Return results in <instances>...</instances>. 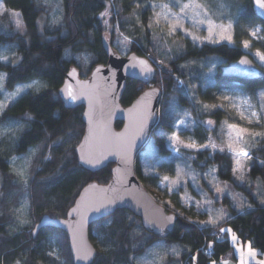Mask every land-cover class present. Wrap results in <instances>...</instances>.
Instances as JSON below:
<instances>
[{
    "label": "trees",
    "instance_id": "trees-1",
    "mask_svg": "<svg viewBox=\"0 0 264 264\" xmlns=\"http://www.w3.org/2000/svg\"><path fill=\"white\" fill-rule=\"evenodd\" d=\"M2 1L8 11L0 15V50L14 51L18 56L15 63L0 62V73L4 74L3 89L12 90L17 83L35 78L44 80L46 87L39 92L22 94L0 114V126L22 124L12 153L19 154L33 146L39 149L24 185L9 170L7 161L10 155L0 152V264H72L67 238L62 231L44 228L33 237L32 229L43 215L65 217L86 184H105L110 179L111 164L98 173H90L78 165L75 148L84 131L83 107L66 108L58 90L67 74H77L85 80L96 66L106 63L108 49L103 39L117 52L112 43L114 29L131 39L126 55L138 54L154 62H163H155L152 86L161 91L162 99L157 123L147 140L153 143L158 156L169 153L165 137L176 119L168 113L171 103L191 114L197 124L194 136L203 141L204 124L211 120L215 129L213 134L217 136L218 125L223 120L219 109L208 111L202 108L205 104H215L210 95L212 90L240 88L254 91L259 85H264L262 81H241L220 76L219 66L247 54L238 45L202 43L193 47L185 40L165 37L153 25L149 28L152 22L151 3L164 0H60L61 18L44 23L40 20L50 14L51 7L42 0ZM231 2L233 8L240 9L238 16L241 20L264 26L255 16L252 0ZM137 4L140 6L137 7ZM107 8L110 12L106 25L100 13ZM9 11L19 14L23 26L21 32L14 31ZM135 17H138V25ZM216 61L220 65L210 84L201 89L205 84L206 68ZM178 80L184 82L185 88L188 86V92L182 91ZM147 87L138 81L127 80L121 104L129 105ZM193 99L198 103H193ZM115 126L119 128L121 123L117 122ZM251 151L248 175L260 182L264 194V138ZM206 152L195 153V159H189L187 155L190 152L181 150L180 159L194 168H197L199 160L205 159L215 166L221 181L234 182L231 156L225 151L214 152L209 159ZM134 171L140 179L136 164ZM244 191L249 207L241 210L230 208V219L225 222L201 225L173 212L185 223L177 222L171 233L161 236L145 231L140 220L129 211L117 210L90 227V239L96 236L104 248L97 250L92 264H134L135 256L145 253L153 242L161 240L182 249L179 255L181 263L210 264L232 252L229 233H220L221 227L231 229L239 240H249L253 246L264 251V203H258L250 192ZM23 195H27L31 225L15 231L12 229V208ZM220 237L222 239H218ZM46 240L57 244L60 259L46 255ZM209 243L212 244L210 255L207 254Z\"/></svg>",
    "mask_w": 264,
    "mask_h": 264
},
{
    "label": "rangeland",
    "instance_id": "rangeland-1",
    "mask_svg": "<svg viewBox=\"0 0 264 264\" xmlns=\"http://www.w3.org/2000/svg\"><path fill=\"white\" fill-rule=\"evenodd\" d=\"M43 3L51 7V12L48 16H43L40 20L41 23L45 21L55 22L61 18L62 9L60 6V0H42ZM190 0H180V4L189 3ZM204 6V9L208 12L209 17L216 24H227L229 21L232 22V34L234 37V43H228L227 41L221 42H209L204 39L207 37V26L196 23L198 19L203 18V11H198L195 9L186 10L185 19L180 21L184 31L191 33L189 36H185L184 32L180 31L178 28L174 35H168L169 25L165 20L160 17L159 24L157 25L154 21L157 19V13L161 12L159 5L169 4V8L164 9V12H172L175 15H180L179 6H173V0L158 1L156 4L158 7L155 11L152 10V25L153 28L158 29L165 37L171 36L175 37L176 40H185L191 46H199L202 43L209 44H220L226 43L229 45H238L243 51L249 54L252 60L264 70V64H262L258 57L255 56L257 50L264 53V26L257 22L244 21L239 18L240 9H235L232 7L231 0H197ZM0 4L5 8L3 1L0 0ZM108 13L110 12L107 8ZM2 12V10H0ZM4 13V12H3ZM10 21L14 26V31H22V21L18 15H12L16 13L9 11ZM1 15V14H0ZM104 23L105 20L109 21V14L106 17H102ZM17 20L19 21L21 28L17 29ZM40 23V24H41ZM135 23L138 25V17H135ZM174 23V21H172ZM105 24V23H104ZM256 29H260L257 32L256 37L250 35L251 32ZM115 30V37L113 39V44L117 48V52L120 55H126L130 48L131 39L118 30ZM196 36L200 39L193 40L192 37ZM125 37L128 39L125 40ZM248 39L251 41L250 48L244 49L242 46V41ZM248 55V56H249ZM0 57H7V60L0 59L2 63L18 61V56L14 51L0 50ZM151 60V59H150ZM152 61V60H151ZM155 65V62L152 61ZM219 62H214L208 66L205 70V84L202 85L201 89H204L211 82V78L217 70ZM0 75L4 77L1 72ZM33 81H38L39 85H34L32 88H26L15 100L26 92H39L46 87V82L41 79H31L26 82L17 83L12 90L3 89V79H0V105H8L14 100L8 99L7 94L14 93L17 87H22L23 85L30 84ZM182 91L188 92V86L186 88L183 85ZM261 93H264V85H259L256 90L249 91L240 88H235L233 90H218L214 89L210 92L211 97L216 105H224L223 108L217 107L222 114L223 120L218 125L217 136L213 134L214 124L209 125L204 124L202 128L204 130L205 139L200 141L194 136L195 128L197 127L191 114L186 110L181 109L176 103H171L168 109V113L171 117L176 118L172 123L171 130L165 137L166 147L169 148V153L166 156H158L157 150L153 143L147 142L145 146L138 152L135 164L138 166V171L141 175L139 181L146 188V190L153 196V198L166 210L175 212L181 218H185L191 222H199L201 225H210L206 222L209 220V215L204 212V209L210 208L212 210V218L217 219V214L220 210H223L225 216L223 219H218L217 223L225 222L230 216V208H235L236 210H241L249 207L248 196L245 191L252 194V197L258 201V203H264V194L257 179H252L248 175V162L251 159H246L244 161L243 167V179L237 178L240 173L236 176L233 175L234 160L232 154L227 151L228 143V125L237 124L239 127H244L249 129L251 132H262L264 133V99L261 97ZM229 96L230 99L225 101L222 99L223 96ZM5 107L0 110V114L3 112ZM255 111L260 117L259 123L255 117L251 116V113ZM179 125V127H175ZM22 128V124H7L1 125L0 131L6 130L5 134L0 135V152L9 154L8 157V167L9 170L16 175L17 181L21 184H25V180L29 177V168L33 162V158L39 152L36 146L28 148L25 152L14 154L13 149L15 147L16 141L18 139L19 132ZM179 132L181 140L184 142H195L197 145H209L207 148H203L200 151L188 150L180 148L179 153L176 152L175 148L169 143V137L174 133ZM261 137H256L253 141L251 136L246 135L243 146L252 154V149L257 147L258 141ZM212 144L216 145L214 149L211 147ZM221 147L225 148V152L231 156L232 160V175L234 177V182L221 181L216 174L215 166L211 163L206 162L205 159L199 160L197 162V168H194L189 163L182 162L180 159V151L185 150L190 152L187 157L190 159H195V153L207 151V157L210 159L214 152H221L219 149ZM15 158V159H14ZM14 161V162H13ZM264 161V160H263ZM179 168L183 169L186 175L181 176L179 186H175L171 183L175 180L176 172ZM23 170L24 175H18V172ZM169 176L170 180L164 182L162 180L163 176ZM244 189H243V188ZM172 188V191L168 189ZM220 188L221 191L216 189ZM211 201V203H207ZM197 204L200 206V212L198 213ZM12 214L14 217V225L12 229L18 231L20 227H26L31 225V220L28 214V200L27 195L20 196L18 204L12 208ZM24 220V223H21ZM109 223V220H107ZM228 239L232 245V252L226 256L221 257L219 260H213L210 264H240V255H244V259L247 264H260L264 262V251L253 246L252 242L247 240L242 242L237 238L235 244L232 243L231 234H228ZM91 242L96 247L97 250H104L100 240L96 236L91 237ZM249 242L251 243V248L255 251V258L249 257L247 255V247ZM46 255L53 257L55 259H60V249L57 244L52 241H45ZM237 248L241 252H237ZM172 249L176 251L173 252ZM53 253V255H49ZM182 253V249L175 245L169 244L164 241L153 242L148 250L134 257V264H195L185 261L181 263L179 260V255ZM45 264V263H44ZM48 264V263H46Z\"/></svg>",
    "mask_w": 264,
    "mask_h": 264
},
{
    "label": "water",
    "instance_id": "water-1",
    "mask_svg": "<svg viewBox=\"0 0 264 264\" xmlns=\"http://www.w3.org/2000/svg\"><path fill=\"white\" fill-rule=\"evenodd\" d=\"M252 4L255 16L264 23V9L257 7L255 0ZM103 41L108 49L106 63L96 66L85 80L77 74H67L58 94L66 108L83 107L84 131L75 148L78 165L90 173H98L111 164L110 179L105 184H86L65 217L43 215L32 229L33 237L44 228L62 231L72 264L93 263L97 249L89 236L90 227L117 210L129 211L140 220L145 231L160 236L171 233L177 222L185 223L153 198L134 171L136 156L158 120L162 93L152 86L155 65L143 55H120ZM141 60L151 67L150 75L141 70L138 63ZM241 60L246 62L241 64ZM218 70L224 78L264 82V70L247 54L219 66ZM127 80L148 87L123 106L121 99ZM69 89L74 100L68 97ZM117 122L121 123L119 128L115 126Z\"/></svg>",
    "mask_w": 264,
    "mask_h": 264
},
{
    "label": "snow or ice",
    "instance_id": "snow-or-ice-1",
    "mask_svg": "<svg viewBox=\"0 0 264 264\" xmlns=\"http://www.w3.org/2000/svg\"><path fill=\"white\" fill-rule=\"evenodd\" d=\"M255 3L257 5V7H259L260 9H264V0H255ZM137 7H139L140 5L137 4ZM173 6H179L180 8V15H175L172 12H164V9L169 8V4H161L159 5L161 12L157 13V19L154 21V23H156L157 25L159 24V20L160 17L162 16V18L165 20L166 23H168L169 25V33L168 35H174L177 31V29L179 28L180 31L184 32L185 36H189L191 35V33H188L186 31H184L182 25L180 24V21L182 19H185V12L186 10H198V11H203V18L198 19L196 21V23H199L201 25H205L207 26V32L208 35L207 37H205L204 39L208 40L209 42H221V41H227L228 43H234V37L232 34V22L229 21L226 25L225 24H216L208 15V12L204 9V6L197 2V0H190L189 3H183L180 4V0H173ZM145 7H149V6H145ZM152 8L153 11H155V9L158 7L156 4H152L150 6ZM0 10H2V12H0V14H3V12H7L8 10L5 9L3 7L2 4H0ZM108 11L107 9L104 12L100 13L101 17H106L108 15ZM12 15H18V13H12ZM172 21H174V23H172ZM104 23L107 25V20L104 21ZM152 23L150 22L148 27L151 28L152 27ZM21 25L19 23V21L17 20V29H20ZM260 29H256L255 31L251 32L250 35L253 37H256L257 32H259ZM128 38L125 37V40H127ZM192 39L198 40L200 39L199 37L193 36ZM250 44L251 41L248 39H244L242 41V46L244 49H249L250 48ZM255 56L259 58L260 62L262 64H264V53H262L261 51L257 50L255 52ZM0 59H4L7 60V57H0ZM135 59V58H133ZM156 63H163L162 61H155ZM246 61L241 60L240 63L244 64ZM141 66H142V71L146 72V74H151L152 69L151 67L148 65L147 61H139L138 62ZM71 75V73H70ZM0 79H3V76L0 75ZM178 83L180 85H183V81H179ZM34 85H39L38 81H33L30 84H26L23 85L22 87H17L14 93H9L7 94L8 99H12L15 100V98L17 96H19L21 94V92H23L26 88H32ZM68 97L72 100L75 99V96H73L71 89L68 90ZM261 97L262 99H264V93H261ZM223 100L227 101L230 99L229 96L225 95L222 97ZM193 103H198V101L193 99ZM4 107H7L6 104L4 105H0V110H2ZM217 107L223 108L224 105H216V104H212V105H202V108L204 110H208V111H212L213 109H216ZM252 117H255L257 119V122L259 123L260 117L258 116L257 112L253 111L251 113ZM207 123L209 125L213 124V122L211 120L207 121ZM175 127H179V125H175ZM229 131H228V143H227V151L230 152L232 154L233 160H234V167H233V175L236 176L237 173H240V175L237 177L239 179H243V167H244V161L246 159H251V155L249 153V151L246 149V147L243 146L244 141H245V136H251L253 141L256 140V137H261L264 138V133L262 132H251L249 129L244 128V127H239L237 124H230L228 125ZM6 130L0 131V135L5 134ZM169 143L172 147L175 148L176 152L179 153L180 148H184V149H188V150H195V151H200L203 148H207L209 147V145H197L194 141L193 142H184L183 140H181L180 138V134L179 132H174L169 138ZM59 143V142H58ZM211 147H213L214 149L216 148L215 144H212ZM219 151L224 152L225 148L221 147L219 149ZM15 159V158H14ZM14 162V161H13ZM186 175L187 173L183 172L182 168L178 167V170L176 172V179L172 180L171 183L175 186H179V182H180V178L181 176ZM18 175L23 176L24 172L23 170H20L18 172ZM162 180L164 182H168L170 180V177L165 175L163 176ZM27 181L25 180V183ZM169 191H172V188L168 189ZM218 192L221 191L220 188L216 189ZM207 203H211V201H207ZM98 210V209H97ZM197 210L198 213L200 212V206L199 204H197ZM204 212L206 214L209 215V220L206 222L207 224L210 225H214L217 223L218 219H223L225 214L223 212V210H220V212L217 214V219H213L212 218V210L210 208L204 209ZM230 219V217L228 218ZM24 220H21V223H24ZM220 233H225L228 232L231 234V240L232 243L235 244L237 242V237L235 235V233L232 232L231 229H225L223 227H221L219 229ZM215 235V233L213 234ZM218 239H222V237L218 238ZM207 254H211L212 252V244L209 243L207 245ZM173 252H175V249H172ZM237 252H241V250L239 248H237ZM49 255H53V253H49ZM247 255L249 257L255 258L256 253L255 251L251 248V243L249 242L248 247H247ZM193 260H195V257L192 258ZM213 264H215V262H213ZM240 264H247V261L244 259V255L241 253L240 255ZM260 264H264V262H260Z\"/></svg>",
    "mask_w": 264,
    "mask_h": 264
}]
</instances>
